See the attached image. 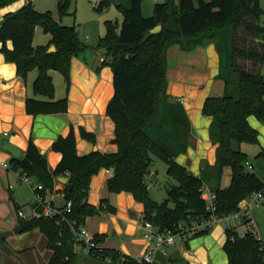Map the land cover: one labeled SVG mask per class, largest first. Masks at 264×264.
Returning a JSON list of instances; mask_svg holds the SVG:
<instances>
[{
  "label": "trees",
  "instance_id": "obj_1",
  "mask_svg": "<svg viewBox=\"0 0 264 264\" xmlns=\"http://www.w3.org/2000/svg\"><path fill=\"white\" fill-rule=\"evenodd\" d=\"M19 0H0V9ZM146 0H131L130 8L120 6L123 22L120 28L107 22V32L99 47L106 48L111 56L109 66L114 75V96L107 106V114L114 121L118 151L103 153L93 151L87 155L77 153V138L72 126L66 137L58 138L53 150L62 154V160L51 172L47 157L30 139L25 158H14L12 166L22 174L36 178L44 189L41 194L53 193L56 178L70 176L63 193L66 202H72V212L54 218L20 220L16 232L22 234L40 230L47 236L48 247L54 251L49 264H76V232L86 219L103 212H115L107 200L99 206L88 202L92 178L101 170L112 172L107 185L111 193L133 194L145 206L143 220L152 222L162 231H174L179 226L188 231L212 216L207 209L203 188L208 185L216 195V215L227 218L240 210V204L254 193L264 190V182L247 170L249 157L240 146L258 144L259 132L251 126L249 117L255 115L264 123V14L260 0H161L155 3L151 16L144 14ZM72 0H59L60 20L71 15ZM162 25L159 34L151 31ZM51 35L49 45H34L36 28ZM12 41L14 49L7 47ZM0 42L6 59L17 65L18 75L24 79L34 70L38 77L33 83L35 96L46 97L27 100L31 115L55 114L65 117L68 112L67 97L56 100V87L50 72L64 76L67 91L71 79L70 68L74 57L80 56L88 46L81 40L77 26H65L53 13L39 12L33 2L4 17L0 23ZM214 44L220 57L219 79L225 82L223 96L207 98L203 112L212 117L210 138L218 145L217 162L208 165L201 176H195L176 158L187 152L191 121L182 103H170L168 87V51L180 45L185 51ZM51 45L56 47L50 52ZM253 62L252 71L240 61ZM107 64V62H106ZM81 136L93 143L96 134L80 128ZM264 156L262 152L257 157ZM154 157L168 165V176L177 182L168 190L164 201L154 199L148 188ZM226 168L231 169V184L221 188ZM216 183V185H212ZM175 204L174 207L170 203ZM66 207V206H65ZM64 207V208H65ZM247 227V220L239 221ZM239 226L227 227L228 240L225 251L229 264H264V246L256 234L249 230L244 236ZM201 230L193 235L209 233ZM95 241L101 248L92 250L97 260L111 258L114 263L141 264L136 258L104 248L106 235L97 234ZM171 264H189L180 254H172Z\"/></svg>",
  "mask_w": 264,
  "mask_h": 264
},
{
  "label": "crops",
  "instance_id": "obj_2",
  "mask_svg": "<svg viewBox=\"0 0 264 264\" xmlns=\"http://www.w3.org/2000/svg\"><path fill=\"white\" fill-rule=\"evenodd\" d=\"M29 1L24 0L20 7H16L19 4V1H16L0 9L2 12L0 23L6 15L19 11ZM130 6L131 0L125 8ZM153 11L154 7L151 15ZM50 42L51 38L46 39L44 45H49ZM2 47L3 43L0 42V234L5 232L9 234L0 237V264H49L54 251L48 247L49 240L46 235L38 229L22 234L16 232L20 220H23L18 212L23 210L31 217L37 202L32 186L21 179L19 171L12 166V160L25 158L30 139L33 138L39 151L47 157L50 171L54 172L62 160V154L53 150V144L58 138L68 136L72 126L75 129L76 149L79 155H87L93 151L117 152L118 145L114 143L116 125L107 114V106L115 92L114 75L112 68L106 64L107 59L101 57L98 60L93 53L84 51L71 61L69 91L66 86V95H58L56 89V100L65 97L68 99L66 116L31 115L27 112L28 98L47 100L46 97L34 95L33 83L36 76L33 73L36 71L31 72L27 79L19 76L16 63L6 59ZM7 47L13 50V42L8 41ZM168 61L167 93L176 100V103L183 104L191 121L188 150L177 157L176 161L195 176H201L208 169V165L211 168L217 162L218 145L213 144L210 138L213 119L204 114L203 108L207 98L223 96L226 90L225 82L218 78L219 53L214 44L200 46L193 51H185L180 45H174L168 51ZM99 62H102L101 66H97ZM249 122L259 132V143H243L240 148L248 157L255 158L250 162L252 169H258L259 173L256 171L254 173L264 182V156L257 157L264 153V123L255 115L249 117ZM81 127L96 134L95 143L81 136ZM9 145L20 151L21 155L14 156L6 149ZM226 173L223 175L221 188H227L231 184L232 178L225 176ZM157 174V171L152 169L149 179ZM111 175L112 172L103 169L92 178L88 202L99 206L105 199L115 212L90 216L84 226L93 236L97 234L107 236L104 248L115 249L123 255L138 258L146 248L144 231L141 228L145 206L131 193H111L107 185ZM62 178L69 180L70 176L67 174L57 177L54 192L47 193V197L59 209L64 208L67 203L63 190L69 181L65 183ZM31 180L33 184H39L36 178L32 177ZM148 188L151 189V184H148ZM205 188L209 190L210 196L212 193L210 186L206 185ZM208 201L209 198L207 204ZM251 207L247 199L240 204V208L249 209L255 230L259 232L255 211H252ZM259 209H264V204ZM225 219L220 218L216 221L205 235L192 236L189 239L178 237L167 252L157 253L153 264H171L169 258L175 253L180 254L189 264H229V256L224 249L228 240L227 227L239 226L237 228L241 236L250 229L235 224L227 225L223 222ZM257 237L264 246V238L259 234ZM75 252L76 264H121L97 260L89 252L76 247Z\"/></svg>",
  "mask_w": 264,
  "mask_h": 264
},
{
  "label": "rangeland",
  "instance_id": "obj_3",
  "mask_svg": "<svg viewBox=\"0 0 264 264\" xmlns=\"http://www.w3.org/2000/svg\"><path fill=\"white\" fill-rule=\"evenodd\" d=\"M159 1V0H156ZM73 6L71 9V15L65 16L62 20L59 18L58 14V3L59 0H33L35 8L39 12H52L56 20L65 26H77V29L80 32L81 40L86 43L88 48L85 50V53H93L97 56L98 60L101 57H104L109 66L111 56L109 51L106 48L99 47V42L102 37L106 35L107 32V22L112 21L114 24L118 23V27L122 25L123 16L120 11V6L127 7L130 3V0H72ZM155 0H146L143 5L144 14L146 16L151 15V10L154 7ZM261 8L264 9V0H260ZM258 23L264 26V14L260 17ZM51 35L44 33L41 26L36 28L35 32V44L34 45H44L46 39H50ZM89 56V55H87ZM240 64L250 71L254 70L253 62L240 61ZM102 62H99L97 66H101ZM33 73V75L38 77V71ZM261 73L264 76V64L261 68ZM51 76L54 78V84L58 91V95H66V84L62 73L59 71H51ZM35 78V80H36ZM65 97V96H64ZM170 102V101H169ZM172 103V101H171ZM176 103V100H175ZM250 162H253L255 158L249 157ZM152 168L157 171V177L152 180L148 179V184H151L150 193L152 197L158 201H163L168 197V190L170 187L177 185V182L168 176V165L166 162L158 157H154ZM225 176H231V169L226 168ZM250 172H258V169L253 170L247 168ZM224 173V174H225ZM158 181V182H157ZM203 195L208 200L209 190L205 187L203 188ZM264 204V200L260 203H254L251 206V210L255 211L254 216L258 224L259 232L257 234L261 235L264 238V209H259L260 206ZM171 207H174L173 202L170 203ZM259 209V210H258ZM227 225L231 224H240V222L233 221L230 218H226L223 221ZM246 228L243 226L242 228Z\"/></svg>",
  "mask_w": 264,
  "mask_h": 264
},
{
  "label": "built area",
  "instance_id": "obj_4",
  "mask_svg": "<svg viewBox=\"0 0 264 264\" xmlns=\"http://www.w3.org/2000/svg\"><path fill=\"white\" fill-rule=\"evenodd\" d=\"M156 1V0H155ZM247 166L252 169L251 163L247 162ZM111 172L110 170H108ZM21 179L32 186L37 202V207L34 209L33 215L30 217L28 214L21 210L18 212L19 217L23 220H28L31 218H54L56 216H62L72 212V202L66 203V207L59 209L54 206L53 201L48 197H44L41 191L44 189L42 184H33L30 177L18 172ZM264 199V190L254 193L250 198L247 199L249 204L260 203ZM207 209L211 212L212 216L209 220L200 223L198 225H192L188 231V236H193L195 233L201 230H209L213 227L216 221L220 218L216 215L217 205H216V195L210 193L209 201L207 204ZM230 218L233 221L247 220V227L252 230L256 236L257 232L255 230V225L252 219V215L249 209H242L232 215ZM141 228L144 231V238L146 241V248L143 254L136 258L141 264H153L158 252H167V250L173 246L178 237H182L181 234H187L183 226H179V235L174 233V231H162L159 227L155 226L152 222L144 221L141 223ZM245 233H242L244 236ZM75 247L78 249L91 252L92 250H97L101 248V245L95 241V237L88 231V229L82 225L76 232ZM106 261L112 262L111 258H107Z\"/></svg>",
  "mask_w": 264,
  "mask_h": 264
},
{
  "label": "water",
  "instance_id": "obj_5",
  "mask_svg": "<svg viewBox=\"0 0 264 264\" xmlns=\"http://www.w3.org/2000/svg\"><path fill=\"white\" fill-rule=\"evenodd\" d=\"M162 31V25H158L157 27H155L152 31L151 34H159ZM50 52H55L56 51V47L55 46H51L49 49ZM172 99L175 102V99L173 97H169V100ZM6 149H8L12 154H14V156L19 157L21 155L20 151L16 150L14 147L12 146H7ZM158 178L156 175H153L151 177L152 180H154V178ZM159 179V178H158ZM63 182L67 183L69 180L68 178H62L61 179ZM8 232H5L3 234H0V237H6L8 236Z\"/></svg>",
  "mask_w": 264,
  "mask_h": 264
},
{
  "label": "clouds",
  "instance_id": "obj_6",
  "mask_svg": "<svg viewBox=\"0 0 264 264\" xmlns=\"http://www.w3.org/2000/svg\"><path fill=\"white\" fill-rule=\"evenodd\" d=\"M24 0H19V4L16 5V7H20L23 4ZM0 15H2V12H0Z\"/></svg>",
  "mask_w": 264,
  "mask_h": 264
},
{
  "label": "bare ground",
  "instance_id": "obj_7",
  "mask_svg": "<svg viewBox=\"0 0 264 264\" xmlns=\"http://www.w3.org/2000/svg\"><path fill=\"white\" fill-rule=\"evenodd\" d=\"M172 101V100H171ZM173 103H175V102H173Z\"/></svg>",
  "mask_w": 264,
  "mask_h": 264
}]
</instances>
